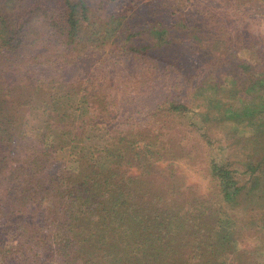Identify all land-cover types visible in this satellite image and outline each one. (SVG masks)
<instances>
[{"label":"trees","instance_id":"1","mask_svg":"<svg viewBox=\"0 0 264 264\" xmlns=\"http://www.w3.org/2000/svg\"><path fill=\"white\" fill-rule=\"evenodd\" d=\"M157 1L0 0V264H264V144L239 170L211 129L264 138V45L232 22L264 0Z\"/></svg>","mask_w":264,"mask_h":264},{"label":"rangeland","instance_id":"2","mask_svg":"<svg viewBox=\"0 0 264 264\" xmlns=\"http://www.w3.org/2000/svg\"><path fill=\"white\" fill-rule=\"evenodd\" d=\"M168 2L165 7H162L163 10L166 13L164 15L165 20H172L171 18L176 16H183L187 21H194L196 24L201 25L203 23L204 13L203 9L201 11V6L204 7L207 4H214L213 8L218 7V10L221 14L224 15V17L228 16V14H232L230 12H226L228 9H230L231 5L229 4H218L219 2H216L215 0H158L157 4L158 6L162 3ZM172 3H179L180 6H177L176 12L174 13V7ZM198 8H200L198 10ZM162 10V9H161ZM158 12V11H157ZM225 17V18H226ZM236 18V16H235ZM234 28H237L238 30L243 28L245 32H247L246 35L249 37L258 40L260 43L264 45V38L262 35H264V24L262 23H253L249 20V28L246 30V24L247 22H234L232 20ZM231 23V21H230ZM144 24V23H141ZM242 30V29H241ZM240 33L242 32H234L231 33V39L232 44L229 48L228 56L232 57V64H239L241 67V70L244 73H247L248 71L252 70L256 72H260L259 67L263 66L262 64H259L260 66L256 67L255 62H257L256 59L250 60L249 55L247 53V49L245 47V43L247 42L246 39L241 38ZM221 38L217 40H212V46L213 49H215L216 54L214 53L212 56L210 54L208 55H198V57L202 58V60L206 59H212L215 62H220L222 58H224L223 53L225 52V48L227 45L223 42ZM216 42V43H215ZM247 45V43H246ZM225 47V48H224ZM200 48L202 50H205V46L201 45ZM257 52V51H255ZM205 56V57H204ZM235 56V57H234ZM258 59V58H257ZM199 61V62H201ZM212 61V62H213ZM202 63V62H201ZM255 67V68H254ZM208 70V69H206ZM206 72V71H205ZM211 129L212 133L214 134V144L213 146V152L217 153L218 158L227 159L230 158V160L234 163L233 167L238 168L239 170H244L245 165L250 157L253 154V145L256 147L257 150H261L262 145L264 144V138H261L258 142H253L251 146H247L248 153L243 151L242 146L247 144L249 141V138L253 135H256V125H245L239 126L233 122H211ZM240 140H242V143H240ZM245 141V142H244ZM252 147V149H251ZM254 147V148H255ZM261 147V148H260ZM263 152V151H262ZM261 154V153H260ZM247 155V156H246ZM248 159V160H247ZM182 165V163H181ZM186 165L187 164H183ZM189 174L192 176L193 179H202L201 172L197 170L195 167H188Z\"/></svg>","mask_w":264,"mask_h":264}]
</instances>
